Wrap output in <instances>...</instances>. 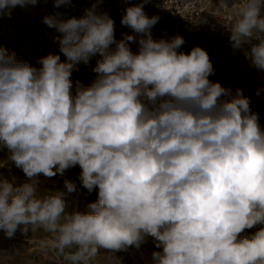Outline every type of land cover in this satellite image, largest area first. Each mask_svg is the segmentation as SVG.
<instances>
[{
  "label": "clouds",
  "instance_id": "9594fccd",
  "mask_svg": "<svg viewBox=\"0 0 264 264\" xmlns=\"http://www.w3.org/2000/svg\"><path fill=\"white\" fill-rule=\"evenodd\" d=\"M37 2L0 0V15ZM260 10L261 0H246L230 40L239 49L259 39L245 56L264 70ZM158 20L143 4L126 8L121 24L142 35L117 41L114 20L95 5L80 18L45 16L62 34L55 39L66 59L49 54L40 67L0 46V147L28 178L17 185L0 177V229L12 238L18 226L23 233L38 226L53 234L42 249L70 264H93L100 249L139 250L149 237L158 250L148 264H264L259 113L241 89L209 79L215 69L204 49L178 51L179 35L154 40ZM97 55L95 78L89 86L77 81L73 94V70ZM77 165L82 187L98 191L85 211H67L74 181L37 194L41 174L64 176Z\"/></svg>",
  "mask_w": 264,
  "mask_h": 264
},
{
  "label": "rangeland",
  "instance_id": "374dc122",
  "mask_svg": "<svg viewBox=\"0 0 264 264\" xmlns=\"http://www.w3.org/2000/svg\"><path fill=\"white\" fill-rule=\"evenodd\" d=\"M225 2L227 6L222 7L220 0H201L199 7L204 8L202 16L192 21L183 20L174 10L167 9L165 0H147L146 3L144 0H114L113 3L109 0H70L66 5L76 12V18L83 17L85 10L95 5L97 14L107 13L112 19H118L120 14L122 19L126 8L143 4V10L148 17H159L158 22L151 28L153 39L170 41L179 35L185 43L178 51L188 53L196 46L204 49L215 69L211 81L219 82L233 92L241 89L244 96L250 99L251 110L259 113L260 123L264 126V115H261V112H264V70L254 67L251 60L245 56L246 52H250L252 45L259 44L260 40L252 38L250 43L241 48H233L230 40L231 28L240 19V10L246 0ZM50 15L53 13L43 6V0H38L35 5L12 8L11 18L0 15V46L6 48L9 53L14 52L17 59L35 67H40L39 58L49 54H58L61 61H64L66 57L60 52L59 43L55 39L62 34L43 23V18ZM260 16L264 18V0H261ZM114 25L121 39L124 34L137 37V40L142 35L122 24ZM255 35L264 38V33ZM130 48L136 53L139 45L130 42ZM95 64L96 60L91 59L88 64L79 63L77 69L73 70V94L77 81L83 85L85 80L96 75L92 71ZM9 155L7 148L0 147V177L14 180L17 185L28 182V178L9 159ZM80 172L81 169L77 165L68 169L64 176L57 174L52 178H45L41 174L39 179L42 183L37 194L50 195L56 190H64L65 179L74 181L78 191L67 196V211H85V206L95 200L93 192L89 194L82 187L78 179ZM21 227L23 226H18L12 238H8L4 230L0 229V264H70L57 250L42 249L40 242L52 239L53 234L37 226L34 231L29 230L25 235L20 230ZM258 228L259 226L247 229L243 235L250 236ZM156 250L158 249H155L153 240H147L139 250L130 248L127 252L112 253L100 249L93 264H148L151 253ZM75 251V248L65 249V253Z\"/></svg>",
  "mask_w": 264,
  "mask_h": 264
},
{
  "label": "trees",
  "instance_id": "16d2710c",
  "mask_svg": "<svg viewBox=\"0 0 264 264\" xmlns=\"http://www.w3.org/2000/svg\"><path fill=\"white\" fill-rule=\"evenodd\" d=\"M109 1L112 3L114 2V0H109ZM43 6L45 8H47L51 13H53V15L59 14V18H61V19H68L71 17H76L75 16L76 12H74V10L72 8H70L66 4L61 5L60 7H56L54 4V0H43ZM80 14H81V12H80ZM113 20H114V24H117V25L121 24V15L119 14L118 19H113ZM115 38L117 41L121 40L120 34H118L116 31H115ZM112 47H114V45ZM91 59L97 60V59H99V56L98 55L94 56ZM94 78H95V75L90 77L88 80H85L83 85L89 86ZM209 79L211 80L212 77L210 76ZM97 195H98V191L94 190L93 191V197H94L95 201L97 200ZM148 240H152V238L149 237Z\"/></svg>",
  "mask_w": 264,
  "mask_h": 264
},
{
  "label": "built area",
  "instance_id": "2783aa9c",
  "mask_svg": "<svg viewBox=\"0 0 264 264\" xmlns=\"http://www.w3.org/2000/svg\"><path fill=\"white\" fill-rule=\"evenodd\" d=\"M200 2L201 0H165L167 9L174 10L176 15L182 16L183 20L190 21L202 16L204 8L199 7ZM174 12L171 13L174 14Z\"/></svg>",
  "mask_w": 264,
  "mask_h": 264
},
{
  "label": "crops",
  "instance_id": "0c3cea01",
  "mask_svg": "<svg viewBox=\"0 0 264 264\" xmlns=\"http://www.w3.org/2000/svg\"><path fill=\"white\" fill-rule=\"evenodd\" d=\"M261 115H264V112H261Z\"/></svg>",
  "mask_w": 264,
  "mask_h": 264
},
{
  "label": "bare ground",
  "instance_id": "6f19581e",
  "mask_svg": "<svg viewBox=\"0 0 264 264\" xmlns=\"http://www.w3.org/2000/svg\"><path fill=\"white\" fill-rule=\"evenodd\" d=\"M132 30V29H131ZM133 31V30H132ZM134 35V34H133Z\"/></svg>",
  "mask_w": 264,
  "mask_h": 264
}]
</instances>
